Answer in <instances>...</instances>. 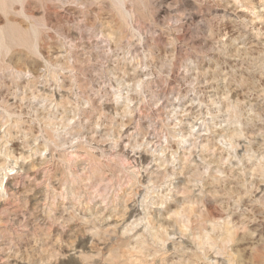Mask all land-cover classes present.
<instances>
[{
  "label": "rangeland",
  "instance_id": "obj_1",
  "mask_svg": "<svg viewBox=\"0 0 264 264\" xmlns=\"http://www.w3.org/2000/svg\"><path fill=\"white\" fill-rule=\"evenodd\" d=\"M261 2L0 0V264H264Z\"/></svg>",
  "mask_w": 264,
  "mask_h": 264
},
{
  "label": "bare ground",
  "instance_id": "obj_2",
  "mask_svg": "<svg viewBox=\"0 0 264 264\" xmlns=\"http://www.w3.org/2000/svg\"><path fill=\"white\" fill-rule=\"evenodd\" d=\"M259 2H261V1L259 0ZM261 3H262V2H261ZM261 3H260V4H261ZM231 4H232V3H231ZM255 4H256V3H255ZM262 4H263V3H262ZM228 5H229V3H228ZM233 5H234V4H233ZM263 5H264V4H263ZM228 7H230V6H228ZM248 7H249V6H248ZM262 7H263V6H262ZM232 8H233V10H234V7H232ZM256 8H258V10H259V7H258V6H255V7H254L255 10H257ZM263 8H264V7H263ZM263 8H261V9H263ZM235 9H236V10H235L234 12L236 13V11H237V6H236ZM239 9H240V8H239ZM261 9H260V10H261ZM231 10H232V9H231ZM246 10H247V9H246ZM248 10H249V9H248ZM248 10H247V11H248ZM261 11H262V10H261ZM231 12H232V11H231ZM262 12H263V11H262ZM237 13H238V12H237ZM250 13H251V12H250ZM252 14H253V12H252ZM252 14H251V15H252ZM263 14H264V12H263ZM254 16H255V15H254ZM263 16H264V15H263ZM252 17H253V16H252ZM255 17H256V18H257V17L261 18V17H262V14L259 13V14H258L257 16H255ZM239 18L241 19V21H242L244 24H245V23H246V24L251 23V25H252V23L254 22V21L252 22V20H251V18H249V16H246V15H244V14H242V13L239 14ZM263 18H264V17H263ZM253 20H255V19H253ZM256 20H258V19H256ZM258 21H259V20H258ZM254 27H255V26H254ZM220 41H221V40H220ZM230 41H231V39H230ZM261 41H262V40H261ZM227 43H229V42H227ZM252 43H253V42H252ZM221 44H222V43H221ZM248 44H249V43H248ZM250 44H251V43H250ZM262 44H264V43H262ZM254 45H255V43H254ZM229 46H230V45H229ZM251 46H252V44H251ZM251 46H250L249 48H251ZM223 48H224V47H223ZM225 49H226V48H225ZM224 55H225V54H224ZM141 79H142V78H141ZM208 91L211 92L210 89H208ZM214 94H215V93H214ZM210 97H211V96H210ZM191 103H192V102H191ZM189 106H192V105H189ZM153 107H155V106H153ZM162 107L164 108V106H162ZM189 108H190V107H189ZM162 110H163V109H162ZM190 110H191V109H190ZM163 116H164V115H163ZM207 116H208V115H207ZM160 118H161V117H160ZM179 118H180V117H179ZM179 118H178V119H179ZM178 119H177V120H178ZM196 124H197V123H196ZM181 138H182V137H181ZM125 148H126V147H125ZM122 149H123V148H122ZM129 151H130V150H129ZM133 151H134V150H133ZM133 151H131V152H132V155H131V156L136 157L137 159H139V161H141L142 164H148V163H149V160L151 159V156H152L151 154H150V155H151V156H150V155L148 154V152H147V153H146V152H144V153H139V152H138L136 155H133ZM150 152H151V151H150ZM152 152H153V151H152ZM127 153H128V152H127ZM130 154H131V153H130ZM130 154H129V155H130ZM51 157H52V155H51ZM41 159H42V158H41ZM44 159H45V158H44ZM132 159H133V158H132ZM46 162H47V161H46ZM12 163H13V162H12ZM42 163H43V162H42ZM36 164H37V163H36ZM38 164H39V162H38ZM43 164H44V163H43ZM46 164H47V163H46ZM140 164H141V163H140ZM142 164H141V166H142ZM40 165H41V164H40ZM32 166H33V165H32ZM32 166H31V167H32ZM144 166H145V165H144ZM33 167L35 168V166H33ZM33 167H32V168H33ZM158 169H159V168H158ZM12 170H14V171L12 172V173H14V174L19 173V172L21 173V171H22V174H23V172H24L25 174H27V175H30V174L33 175V174H34V171H33L31 168L25 166L23 163L18 162V161L14 162V163L10 166V171H12ZM10 171H9V172H10ZM35 171H36V169H35ZM12 173H10L9 176H8V180H7V183H8V184H7V186H9V185L11 184V179H13L12 176H11V175H13ZM37 173H38V171H37ZM6 174H8V173H6ZM53 176H54V175H53ZM24 177H25V176H24ZM30 177H31V176H30ZM33 179H34V178H33ZM50 179H51V178H50ZM28 180H29V179H28ZM48 182H49V180H48ZM53 182H54V181H53ZM142 183H143V182H142ZM5 184H6V183H5ZM49 184H50V183H49ZM151 184H152V183H151ZM39 185H40V184H39ZM39 185H38V186H39ZM40 186H41V185H40ZM35 188H37V187H35ZM42 188H43V187H42ZM10 189H11V188H10ZM19 190H20V189H19ZM42 190H43V189H42ZM42 190H41V191H42ZM11 192H12V191H11ZM14 192H15V191H14ZM20 192H23V191H20ZM43 192H44V191H43ZM19 194H20V193H19ZM44 194H45V193H44ZM39 196H40V195H39V192H38L37 194L34 195L35 198H38ZM131 201H132V200H131ZM134 202H135V201H134ZM131 204H133V203H131ZM135 205H136V204H135ZM97 207H98V205H97ZM123 207H125V206H123ZM126 207H127V206H126ZM127 208H128V207H127ZM125 209H126V208H125ZM125 209H124V211H125ZM139 209H140V208H139ZM100 210H101V209H100ZM133 210H134V205H131V206L129 207V211H133ZM140 210H142V209H140ZM140 210H139V211H140ZM98 213H99V212H98ZM101 213H102V212H101ZM109 213H110V212H109ZM124 213H125V212H124ZM137 213H138V212H137ZM134 214H135V213H134ZM101 215H102V214H101ZM104 215H105V214H104ZM124 215H125V214H123V216H124ZM126 215H127V214H126ZM126 215H125V216H126ZM120 216H121V214H120ZM120 216H119V218H120ZM133 216H135V215H133ZM92 217H93V216H92ZM131 217H132V216H131ZM140 217H141V216H140ZM94 218H95V217H94ZM98 218H99V217H98ZM133 218H134V217H133ZM133 218H132V219H133ZM135 218H136V217H135ZM135 218H134V219H135ZM106 219H107V218H106ZM142 219H143V218H142ZM150 219H151V218H150ZM150 219H149V220H150ZM162 219H163V217H162ZM96 220H97V219H96ZM123 220H124V219H123ZM136 220H137V219H136ZM153 220H154V219H153ZM163 220H164V222H165L166 218L163 219ZM80 221H81V220H80ZM87 221H89V220H87ZM108 221H109V220H108ZM110 221H111V220H110ZM119 221H120V220H119ZM128 221H129V218H128ZM130 221H131V220H130ZM130 221H129V222H130ZM138 221H139V220H138ZM138 221H134V222H138ZM140 221H141V219H140ZM145 221H146V220H145ZM151 221H152V220H151ZM151 221H149V222H151ZM166 221H168V220H166ZM83 222H85V221L83 220ZM134 222L131 221L130 224H132V223H134ZM120 223H121V222H120ZM145 223H146V222H145ZM107 224H108V223H107ZM135 224H136V223H135ZM112 225H113V224H112ZM136 225H137V224H136ZM136 225H135V226H136ZM148 225H149V224H148ZM108 226H109V225H108ZM128 226H129V224H128ZM138 226H141V224L138 223ZM142 226H143V225H142ZM105 227H106V226H105ZM110 227H111V226H110ZM114 227H115V229H116V228L118 227V225H116V226H114ZM114 227H113V228H114ZM123 227H124V226H123ZM129 227H130V226H129ZM131 227H133V226H131ZM108 228H109V227H108ZM111 228H112V227H111ZM126 228H128V227L126 226ZM126 228H125V229H126ZM133 228H134V227H133ZM133 228H132V230H133ZM137 228L139 229V227H137ZM140 228H141V227H140ZM142 228H144V227H142ZM115 229H114V230H115ZM125 229L123 228V232H124L123 234H124V235H125V231H126ZM130 229H131V228H130ZM106 230H109V229H106ZM114 230H113L112 232H114ZM118 230H119V229H118ZM140 230H141V229H140ZM110 231H111V229H110ZM135 232H136V231H135ZM85 234H86V233H85ZM123 234H122V235H123ZM126 234H127V233H126ZM88 238H89V237H88ZM86 239H87V238H86ZM90 239H91V238H90ZM92 239H94V238H92ZM92 239H91V240H92ZM183 239H184V238H183ZM94 241H96V240L94 239ZM94 241L92 240V243H93ZM98 241H99V240H97V242H98ZM183 241H184V240H183ZM97 242H96V243H97ZM184 242L188 243V240H187V241L185 240ZM83 243H85V242H83ZM89 243H90V244H88V242H87L88 245H92L91 242H89ZM98 243H99V242H98ZM189 243H190V242H189ZM189 243H188V244H189ZM93 244H94V243H93ZM80 246H81V245H80ZM93 246H94V245H93ZM93 246H92V247H93ZM84 248H85V247H84ZM78 249H79V248H78ZM80 249H81V248H80ZM88 249H90V247H89ZM73 250H74V251H77L76 246H75V248H73ZM84 251H86V250H83V252H84ZM89 251H91V250H89ZM79 252L81 253V250H79ZM86 252H87V251H86ZM92 252H93V251H92ZM70 253H71V252H70ZM72 253H73V251H72ZM80 253H79V254L77 253V254L80 255ZM89 253H90V252H89ZM93 253H94V252H93ZM85 254L87 255V253H84V255H85ZM81 255H83V254H81ZM86 255H85V256H86ZM92 255H93V254H91V256H92ZM8 256H9V255H8ZM76 256H77V255H76ZM9 257H10V256H9ZM65 257H66V255H65ZM72 257H73V256H72ZM78 257H79V256H77V258H75V259L78 260V261H80V260L78 259ZM81 257H82V256H81ZM81 257H80V258H81ZM6 258H7V256H5V260L8 261ZM212 258H213V257H212ZM2 259H3V258H2ZM9 259H10V258H9ZM12 259H14V260L11 262V264H20V262H21V261L18 262L16 258H12ZM15 259H16V260H15ZM213 259H214V258H213ZM18 260H20V259H18ZM82 260H83V259H82ZM1 261H2V260H1ZM3 261H4V259H3ZM10 261H11V260H10ZM212 261H213V260H212ZM8 262H9V261H8ZM213 262H214V261H213ZM216 262H217V261H216ZM6 263H7V262H6ZM79 263H80V262H79ZM82 263H83V261H82L80 264H82ZM8 264H9V263H8ZM218 264H219V263H218Z\"/></svg>",
  "mask_w": 264,
  "mask_h": 264
}]
</instances>
